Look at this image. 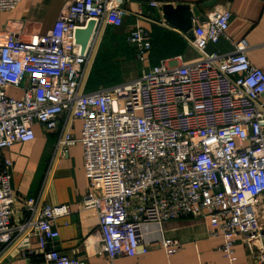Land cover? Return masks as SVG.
I'll return each mask as SVG.
<instances>
[{
  "label": "built area",
  "instance_id": "1",
  "mask_svg": "<svg viewBox=\"0 0 264 264\" xmlns=\"http://www.w3.org/2000/svg\"><path fill=\"white\" fill-rule=\"evenodd\" d=\"M20 2L0 0V12ZM125 15L121 0H74L46 35L27 43L10 33L0 38V151L31 142L34 124L58 131L55 153L80 143L88 181L81 209L95 211L110 264L147 255L145 228L184 217L209 222V237L223 240L225 264L234 263L238 240L263 264L255 202L264 197V71L238 44L228 55L206 52L226 39L231 13L220 8L193 27L192 38L181 34L200 56L195 63L162 61L129 83L86 92L103 29L122 26ZM89 21L95 29L81 53L74 35ZM134 25L126 42L143 64L150 32ZM14 89L20 98L8 95ZM74 121L81 124L78 140ZM0 161V257L33 236L45 264H83L49 246L68 205H46L42 190L16 196L13 163ZM159 240L166 256L180 248L178 240Z\"/></svg>",
  "mask_w": 264,
  "mask_h": 264
},
{
  "label": "crops",
  "instance_id": "2",
  "mask_svg": "<svg viewBox=\"0 0 264 264\" xmlns=\"http://www.w3.org/2000/svg\"><path fill=\"white\" fill-rule=\"evenodd\" d=\"M207 1L210 0H121V6L126 12L122 26L103 29L93 65L105 41L109 43L108 48L112 51L111 60L121 64H129L132 60L134 64H129L127 70L129 75L134 76L132 80L137 79L142 70L162 61H167L170 66L195 63L200 56L183 39L182 33L164 23L160 16L161 6L181 4L199 8ZM72 2L74 0H21L11 11L0 12V38L10 33L20 42L27 43L36 36H44L53 28L62 8ZM149 2L159 4L160 9L150 7ZM213 6L208 10L200 9L202 15L205 17L213 9L224 8L229 10L231 17L226 39L208 45L206 52L228 55L238 44L245 49L251 64L264 71V0H218ZM136 21L149 30L152 41L148 59L140 65L137 64L140 62L134 54L131 57L128 51L132 49L126 42V37ZM14 92L15 95L11 94ZM7 93L17 98L21 96V92L16 89L8 90ZM262 101L264 102V94ZM79 124L78 121L72 123L71 134L74 140L79 139ZM32 127L35 138L31 142H17L0 151V160L7 159L13 163L10 183L12 193L27 198L42 190L46 205H68L69 214L55 221L58 238L51 241L49 246H54L62 254L79 259L83 264H110L102 251L95 211L81 209L88 181L84 175L80 143L75 142L65 153H55L58 131L47 133L39 124ZM255 208L261 223V243L264 246V197L256 199ZM20 219L21 216H15L12 222L18 224ZM209 229L206 219L189 217L167 222L161 227L150 225L145 228L149 253L135 259L120 256L112 264H225L226 258L219 249L223 240L209 237ZM160 238L178 240L180 248L166 256L159 245ZM233 252V264H255L254 255L249 253L241 240L235 243ZM0 264L45 262L36 237L27 236L0 257Z\"/></svg>",
  "mask_w": 264,
  "mask_h": 264
},
{
  "label": "water",
  "instance_id": "3",
  "mask_svg": "<svg viewBox=\"0 0 264 264\" xmlns=\"http://www.w3.org/2000/svg\"><path fill=\"white\" fill-rule=\"evenodd\" d=\"M218 2V0H210L202 3L198 7H190L188 5L177 4L172 6L171 4H163L161 6V19L167 24L171 29L176 32L186 34L187 37L192 38V29L197 25L198 22L204 21V16L200 9H211L213 5ZM195 21L193 24L192 21ZM95 29V23L89 21L86 24V28L78 29L75 31L74 43L80 46L81 53L86 50L89 38L91 37Z\"/></svg>",
  "mask_w": 264,
  "mask_h": 264
},
{
  "label": "rangeland",
  "instance_id": "4",
  "mask_svg": "<svg viewBox=\"0 0 264 264\" xmlns=\"http://www.w3.org/2000/svg\"><path fill=\"white\" fill-rule=\"evenodd\" d=\"M108 47L109 43L105 41L102 48L99 49V55L96 58V62L84 89L86 92H95L99 89L113 87L114 85L129 83L134 77L127 73L129 64H134L132 60L129 64H121L116 60H111L112 51ZM131 51L132 50H129L128 52L132 57L133 53H131ZM137 64L140 65L141 63ZM11 94L15 95L16 92Z\"/></svg>",
  "mask_w": 264,
  "mask_h": 264
},
{
  "label": "trees",
  "instance_id": "5",
  "mask_svg": "<svg viewBox=\"0 0 264 264\" xmlns=\"http://www.w3.org/2000/svg\"><path fill=\"white\" fill-rule=\"evenodd\" d=\"M94 66V65H93ZM93 66H92V68H93ZM92 70V69H91ZM91 73V72H90Z\"/></svg>",
  "mask_w": 264,
  "mask_h": 264
}]
</instances>
